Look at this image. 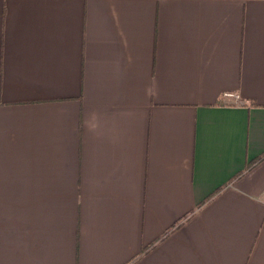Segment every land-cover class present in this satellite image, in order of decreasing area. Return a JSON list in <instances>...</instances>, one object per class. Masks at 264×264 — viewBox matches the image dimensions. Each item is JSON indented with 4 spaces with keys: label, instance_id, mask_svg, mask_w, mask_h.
Returning a JSON list of instances; mask_svg holds the SVG:
<instances>
[{
    "label": "crops",
    "instance_id": "crops-1",
    "mask_svg": "<svg viewBox=\"0 0 264 264\" xmlns=\"http://www.w3.org/2000/svg\"><path fill=\"white\" fill-rule=\"evenodd\" d=\"M0 264H264V0H0Z\"/></svg>",
    "mask_w": 264,
    "mask_h": 264
},
{
    "label": "built area",
    "instance_id": "built-area-1",
    "mask_svg": "<svg viewBox=\"0 0 264 264\" xmlns=\"http://www.w3.org/2000/svg\"><path fill=\"white\" fill-rule=\"evenodd\" d=\"M226 96H234L236 99H238L237 95L226 94Z\"/></svg>",
    "mask_w": 264,
    "mask_h": 264
}]
</instances>
